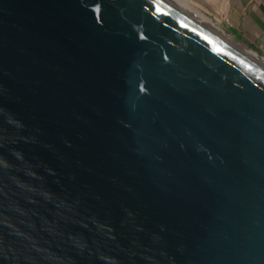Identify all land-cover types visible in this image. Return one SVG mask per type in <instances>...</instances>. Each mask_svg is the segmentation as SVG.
I'll list each match as a JSON object with an SVG mask.
<instances>
[{
    "label": "water",
    "instance_id": "water-1",
    "mask_svg": "<svg viewBox=\"0 0 264 264\" xmlns=\"http://www.w3.org/2000/svg\"><path fill=\"white\" fill-rule=\"evenodd\" d=\"M0 264H264V66L172 0H0Z\"/></svg>",
    "mask_w": 264,
    "mask_h": 264
},
{
    "label": "crops",
    "instance_id": "crops-1",
    "mask_svg": "<svg viewBox=\"0 0 264 264\" xmlns=\"http://www.w3.org/2000/svg\"><path fill=\"white\" fill-rule=\"evenodd\" d=\"M226 25L230 33L264 54V0H228Z\"/></svg>",
    "mask_w": 264,
    "mask_h": 264
},
{
    "label": "bare ground",
    "instance_id": "bare-ground-1",
    "mask_svg": "<svg viewBox=\"0 0 264 264\" xmlns=\"http://www.w3.org/2000/svg\"><path fill=\"white\" fill-rule=\"evenodd\" d=\"M209 27L212 31H214L217 35L225 39L227 42L235 46L237 49L245 53L247 56L252 58L253 60L257 61L261 65L264 66V56L259 55L254 49L248 48L243 45L242 40L234 37L229 31L224 30L223 27L220 25L219 22H215L212 17L210 16L213 11L214 14L217 15L218 21L224 16L220 10H215V8L219 5L220 2H224L226 0H172ZM190 4L196 5V13H194L191 8ZM225 5H223L224 8ZM208 9V10H207ZM210 12L208 13L207 11ZM215 17V15H214Z\"/></svg>",
    "mask_w": 264,
    "mask_h": 264
},
{
    "label": "rangeland",
    "instance_id": "rangeland-1",
    "mask_svg": "<svg viewBox=\"0 0 264 264\" xmlns=\"http://www.w3.org/2000/svg\"><path fill=\"white\" fill-rule=\"evenodd\" d=\"M223 5H225L224 8H223ZM227 6H228V0H226V1H224V2H220L219 5L215 8V10H220L221 13L224 14V16L220 19V21H218L217 15L214 14L215 11H213V13H211L212 11L210 12V10L207 11V12H208V13H209V12L211 13L210 16L212 17V19H213L215 22H219L220 25L223 27V29L228 31V29H227V25H226V12H227ZM190 8H191V10H192L194 13H196V5H194V4H190ZM207 10H208V9H207ZM214 15H215V17H214ZM238 39H239V38H238ZM240 40H242V39H240ZM254 50H255L259 55L264 56V54L260 53V52L257 51L256 49H254Z\"/></svg>",
    "mask_w": 264,
    "mask_h": 264
},
{
    "label": "clouds",
    "instance_id": "clouds-1",
    "mask_svg": "<svg viewBox=\"0 0 264 264\" xmlns=\"http://www.w3.org/2000/svg\"><path fill=\"white\" fill-rule=\"evenodd\" d=\"M232 34V33H231ZM232 35H234V34H232ZM234 37H236L235 35H234ZM236 38H238V37H236ZM240 39V38H239ZM250 47V46H249ZM251 49H254V48H252V47H250Z\"/></svg>",
    "mask_w": 264,
    "mask_h": 264
}]
</instances>
